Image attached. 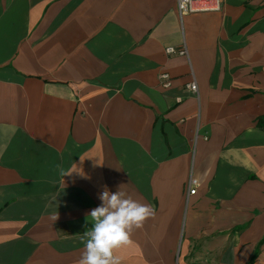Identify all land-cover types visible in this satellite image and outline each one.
<instances>
[{
    "label": "crops",
    "instance_id": "crops-1",
    "mask_svg": "<svg viewBox=\"0 0 264 264\" xmlns=\"http://www.w3.org/2000/svg\"><path fill=\"white\" fill-rule=\"evenodd\" d=\"M104 186L121 264H264V0H0V264H77Z\"/></svg>",
    "mask_w": 264,
    "mask_h": 264
},
{
    "label": "clouds",
    "instance_id": "clouds-1",
    "mask_svg": "<svg viewBox=\"0 0 264 264\" xmlns=\"http://www.w3.org/2000/svg\"><path fill=\"white\" fill-rule=\"evenodd\" d=\"M73 173L85 175L75 163L71 170L61 169L60 174L64 178ZM98 198L102 203L87 216L93 226L80 238L84 248L77 264H121L120 257L114 254L115 250L129 244L133 231L142 228L146 220L154 216L155 210L120 189L112 193L107 186Z\"/></svg>",
    "mask_w": 264,
    "mask_h": 264
},
{
    "label": "built area",
    "instance_id": "built-area-1",
    "mask_svg": "<svg viewBox=\"0 0 264 264\" xmlns=\"http://www.w3.org/2000/svg\"><path fill=\"white\" fill-rule=\"evenodd\" d=\"M177 4L181 16L190 13L215 11L221 8V0H177ZM166 50L168 53H179L181 55H184L187 52L185 47L177 49L173 46H169ZM160 78L164 87L171 86L172 77L169 73H162ZM187 87L193 92H198V84L195 81L188 83ZM198 184L199 180L197 178L192 177L190 179V193H196Z\"/></svg>",
    "mask_w": 264,
    "mask_h": 264
}]
</instances>
